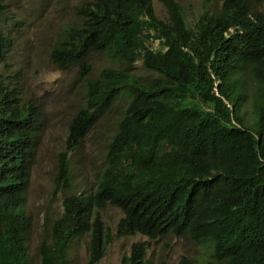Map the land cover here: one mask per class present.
Listing matches in <instances>:
<instances>
[{"label": "trees", "instance_id": "trees-1", "mask_svg": "<svg viewBox=\"0 0 264 264\" xmlns=\"http://www.w3.org/2000/svg\"><path fill=\"white\" fill-rule=\"evenodd\" d=\"M162 3L167 20L152 0L82 1L79 24L51 46L52 63L84 67L83 78L92 51L127 65L141 60L155 75L141 81L106 67L86 81L58 158L55 185L67 194L40 243V264H68L72 242L85 234L87 264H95L108 243L99 213L106 204L122 212L117 238L173 235L210 249L207 259L180 264H264V16L252 11L264 0H222L190 22L176 0ZM10 44L0 29V64ZM120 96L126 105L95 187L76 192L68 154ZM38 124L35 103L0 79V264H29L23 203ZM145 250L133 243L122 264H145Z\"/></svg>", "mask_w": 264, "mask_h": 264}, {"label": "rangeland", "instance_id": "rangeland-1", "mask_svg": "<svg viewBox=\"0 0 264 264\" xmlns=\"http://www.w3.org/2000/svg\"><path fill=\"white\" fill-rule=\"evenodd\" d=\"M85 0H0V29L11 44L0 64V79L17 88L20 101L31 100L39 110V124L31 153L24 210L29 218L25 245L29 264H40L38 249L44 239H49L50 225L62 211V201L67 191H58L55 178L58 158L65 147L70 118L82 107L86 81L106 67L125 68L141 81L154 76L144 68L141 60L124 64L102 52L92 51L85 60L90 72L82 77L84 67L72 65L56 67L50 60L51 46L62 38L65 30L77 26L76 7ZM183 8L188 21L206 8L217 9L222 0H176ZM155 15L167 20L162 0H152ZM253 13L264 16V5H253ZM158 48L157 41L149 43ZM249 78H246L248 81ZM248 81L249 97L242 110L251 120L250 93L254 90ZM123 96L96 121L81 140L80 147L69 152V180L72 189L86 194L92 191L103 166L107 142L116 129L125 108ZM107 232L108 243L103 256L95 264H122L135 242L146 243L145 264H180L182 258L203 261L209 257L207 245L194 243L184 237L167 235L149 240L141 235L115 237V227L122 212L106 204L99 210ZM87 234L72 242L68 250V264H87Z\"/></svg>", "mask_w": 264, "mask_h": 264}, {"label": "clouds", "instance_id": "clouds-1", "mask_svg": "<svg viewBox=\"0 0 264 264\" xmlns=\"http://www.w3.org/2000/svg\"><path fill=\"white\" fill-rule=\"evenodd\" d=\"M70 181V180H69ZM136 235H140V234H136ZM146 238V237H145ZM148 239V238H147ZM144 243V242H143ZM144 245L146 246V243H144ZM130 253V252H129ZM129 255V254H128ZM128 255H126V256H128ZM124 257V256H123ZM123 257H122V259H123ZM122 259H121V263H122Z\"/></svg>", "mask_w": 264, "mask_h": 264}]
</instances>
